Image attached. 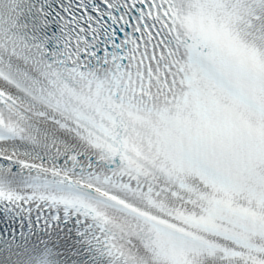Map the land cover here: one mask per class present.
<instances>
[{
	"label": "snow or ice",
	"instance_id": "snow-or-ice-1",
	"mask_svg": "<svg viewBox=\"0 0 264 264\" xmlns=\"http://www.w3.org/2000/svg\"><path fill=\"white\" fill-rule=\"evenodd\" d=\"M0 264H264V0H0Z\"/></svg>",
	"mask_w": 264,
	"mask_h": 264
}]
</instances>
